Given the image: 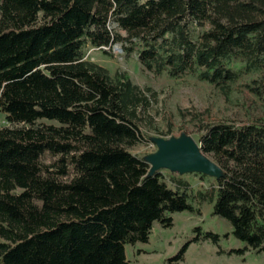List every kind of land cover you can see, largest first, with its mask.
Instances as JSON below:
<instances>
[{"label": "trees", "instance_id": "1", "mask_svg": "<svg viewBox=\"0 0 264 264\" xmlns=\"http://www.w3.org/2000/svg\"><path fill=\"white\" fill-rule=\"evenodd\" d=\"M117 44L156 76L223 91L256 75L264 100V0H0V264H129L127 245L193 204L245 244L231 254L264 253V121L204 126L224 177L169 187L131 153L158 132V94L87 60Z\"/></svg>", "mask_w": 264, "mask_h": 264}, {"label": "rangeland", "instance_id": "2", "mask_svg": "<svg viewBox=\"0 0 264 264\" xmlns=\"http://www.w3.org/2000/svg\"><path fill=\"white\" fill-rule=\"evenodd\" d=\"M120 34L126 37L124 32ZM87 60L107 69L111 75L124 73L138 87L151 88L158 94L159 104L154 112L158 132H148V141L131 149V153L142 160L157 152L153 138L168 140L187 134L199 144L206 125L230 122L240 126L264 121V100L255 97L247 88L258 79L256 75L243 78L225 91L190 76L178 80L166 75L156 76L142 68L136 51L128 55L121 44L113 46L108 55L89 49ZM4 126L5 117L0 115V128ZM54 161L48 155L43 159L46 165ZM160 173L171 188L175 184L173 179L184 181L191 194L205 193L216 182L214 178L199 174L180 175L166 170ZM193 206L201 213L172 214L171 227L155 223L147 243L127 245L129 264H264V253L231 254L233 250L244 249L245 244L230 235V225L213 215L212 205ZM198 228L200 232L196 231ZM207 233L219 235L220 240L213 242L206 238Z\"/></svg>", "mask_w": 264, "mask_h": 264}, {"label": "water", "instance_id": "3", "mask_svg": "<svg viewBox=\"0 0 264 264\" xmlns=\"http://www.w3.org/2000/svg\"><path fill=\"white\" fill-rule=\"evenodd\" d=\"M152 142L157 152L144 160L150 165L149 176L166 170L180 175L199 174L216 180L224 177L221 167L187 134L168 140L153 138Z\"/></svg>", "mask_w": 264, "mask_h": 264}]
</instances>
